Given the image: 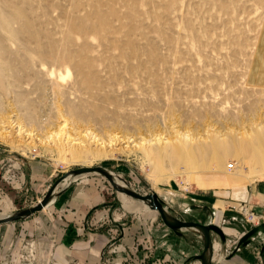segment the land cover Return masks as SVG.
<instances>
[{"label":"rangeland","instance_id":"rangeland-1","mask_svg":"<svg viewBox=\"0 0 264 264\" xmlns=\"http://www.w3.org/2000/svg\"><path fill=\"white\" fill-rule=\"evenodd\" d=\"M263 19L264 0H0V123L22 140L15 147L0 138V214L37 202L56 178L86 164L107 167L141 193L157 192L176 215L200 219L214 203L212 190L264 178L253 160L264 152L253 137L264 136V84L250 79ZM207 128L245 132L244 150L191 171L168 143L181 133L208 137ZM67 131L92 148L112 141L113 154L76 159L48 144L49 135L63 139ZM77 182L97 184L111 199L114 223L139 230L133 245L148 257L157 251V211H129L123 192L98 172L66 185ZM233 204L225 209L238 214ZM49 209L0 227L37 229ZM249 249L246 264H264L261 244Z\"/></svg>","mask_w":264,"mask_h":264},{"label":"crops","instance_id":"crops-1","mask_svg":"<svg viewBox=\"0 0 264 264\" xmlns=\"http://www.w3.org/2000/svg\"><path fill=\"white\" fill-rule=\"evenodd\" d=\"M250 68L251 81L264 84V19ZM210 193L215 196L214 203L207 206L203 218L177 216L216 223L223 229L225 240L213 235L218 243L214 252L221 251L223 258L214 262L213 254L212 264L248 263L252 245L260 243L261 251L264 249V222L246 223L239 213L225 209V204L264 208V178L245 184L231 183ZM111 206V199L103 195L97 184L77 182L62 186L46 207L50 209L45 211L37 229L32 225L0 227V264H188L191 259L195 260L193 264L198 262L194 255L201 251L202 240L197 231L187 228L177 234L163 222L156 223L154 235L166 244L160 242L157 251L148 257L144 246L133 245L139 230L135 233L131 224L124 229L120 223H114ZM30 235L36 238L29 239Z\"/></svg>","mask_w":264,"mask_h":264},{"label":"bare ground","instance_id":"bare-ground-1","mask_svg":"<svg viewBox=\"0 0 264 264\" xmlns=\"http://www.w3.org/2000/svg\"><path fill=\"white\" fill-rule=\"evenodd\" d=\"M12 121H14V120H12ZM15 121L17 124V129L15 132L18 133V135H20L22 138H24L23 140L27 139L26 138L28 135L27 133H29V132L25 133L24 127L20 123L18 118H16ZM11 123L12 122L10 121L9 124H11ZM4 126L5 125H2V121H1V123H0V138L8 141L13 146L17 147L22 140L16 139L14 135H13L14 137L11 136L12 134L10 133V131H7L6 126H5V128H3ZM15 128H16V126H15ZM62 128L66 129V126L65 127L62 126ZM241 129H242V127H241ZM207 130H208V128H207ZM245 130H246V128H245ZM26 131H28V130H26ZM208 131H209V133H208ZM208 131H207L208 137H203V136L198 137V134H197L198 132L195 134H193V133L192 134L181 133L180 136L176 137L177 138L176 142H171V143L169 142L168 143L166 141V145L168 143L170 145V147H172L173 152L175 154H177L176 156L179 158V162L186 164V166L191 171H198V169H201L203 166L205 167V164L208 161H213L217 165H219L223 162L226 154L233 153L232 155H234V153H235V155H236L238 152L244 150V144L246 143V141L244 139H242L241 137L244 135L245 132L240 131V133L236 132L234 134H230V133H226L225 131H224L225 132L224 133L223 131H220V130H218V131L214 130L212 132H210L211 130H208ZM236 131H238V130H236ZM69 133L70 132L67 131L65 134V137L63 139L59 138L58 140H54L53 136L49 135L47 138V139H49L48 144L51 143V144H53V146L55 145L57 147V149H59L60 152H62L63 154L67 153V152L71 153L72 156L75 157L76 159H83L89 153L97 154L99 156H104V157L109 155V154H113V151H114L113 145L114 144H112V141L109 144L105 143L104 141L98 142L97 146L95 148H92L89 145L90 143L86 142L87 140L79 138V135H78V137H73V135L71 133L70 134ZM251 134H253V133H251ZM29 135H31V138H33L32 134H29ZM57 135H59V133ZM200 135H202V134H200ZM253 137H254L255 141L259 142V146L261 148V146L263 145L264 136L262 134L254 133ZM29 138H30V136H29ZM95 139H96V137H95ZM32 140H34V139H32ZM26 141H28V140H26ZM152 150H154V149H152ZM236 151H237V153H236ZM168 153H172V152H168ZM174 153H172V155ZM259 153L263 154L264 152L259 150ZM259 153L254 152L253 160L255 159V161L257 163H259L260 169H261L259 171L261 173V172H264V155H260ZM229 155H231V154H229ZM207 165H209V164H207ZM204 167H203V169H204ZM206 167H208V166H206ZM114 176L120 184H126L115 173H114ZM74 178H76V177H74ZM69 179L70 178L68 176H66L58 184V187H62V186H65L66 184H68ZM198 182H199V180H198ZM121 198L125 202L124 206L127 209H129V211L130 210L132 211V210L137 209V208L148 207L145 203L141 202L140 200H136V199L130 200L131 197L126 195L124 192L121 193ZM52 199L42 209L46 208L51 203ZM155 211H157V210H155ZM5 214H7V213L0 214V216L5 215ZM217 247H218V243L214 242V250ZM196 264H199V263H196Z\"/></svg>","mask_w":264,"mask_h":264},{"label":"water","instance_id":"water-1","mask_svg":"<svg viewBox=\"0 0 264 264\" xmlns=\"http://www.w3.org/2000/svg\"><path fill=\"white\" fill-rule=\"evenodd\" d=\"M87 172L100 173L105 176L111 185L119 192H124L128 196L144 202L149 208L157 210L163 223L175 233L179 234L181 229L187 228L197 231L202 240V249L199 253L194 255V258L199 260V264H212L214 254L213 235H218L221 240H225L226 238L223 229L218 224L204 223L193 219H183L177 216L171 211L170 207L166 205L164 199L161 198L157 192L150 191L141 193L126 184H120L116 180L114 173L103 165L86 164L68 169L64 174L55 179L53 184L37 202L0 216V223L25 218L35 211L42 209L55 196L59 188H61L58 187V184L66 176L74 178ZM56 188L58 189L55 190Z\"/></svg>","mask_w":264,"mask_h":264},{"label":"built area","instance_id":"built-area-1","mask_svg":"<svg viewBox=\"0 0 264 264\" xmlns=\"http://www.w3.org/2000/svg\"><path fill=\"white\" fill-rule=\"evenodd\" d=\"M231 165L229 166V168ZM231 207L236 208L238 213L246 223L259 224L264 222V208L249 207L247 204H233Z\"/></svg>","mask_w":264,"mask_h":264}]
</instances>
